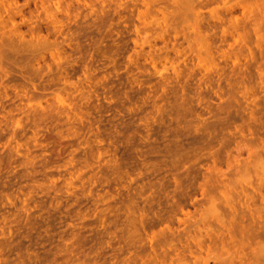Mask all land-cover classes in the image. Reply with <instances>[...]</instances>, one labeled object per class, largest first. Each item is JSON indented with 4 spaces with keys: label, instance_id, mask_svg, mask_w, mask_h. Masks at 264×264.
Returning <instances> with one entry per match:
<instances>
[{
    "label": "rangeland",
    "instance_id": "1",
    "mask_svg": "<svg viewBox=\"0 0 264 264\" xmlns=\"http://www.w3.org/2000/svg\"><path fill=\"white\" fill-rule=\"evenodd\" d=\"M0 264H264V0H0Z\"/></svg>",
    "mask_w": 264,
    "mask_h": 264
}]
</instances>
